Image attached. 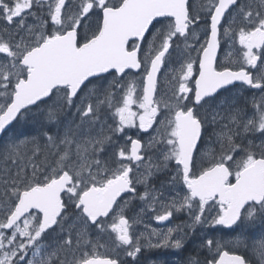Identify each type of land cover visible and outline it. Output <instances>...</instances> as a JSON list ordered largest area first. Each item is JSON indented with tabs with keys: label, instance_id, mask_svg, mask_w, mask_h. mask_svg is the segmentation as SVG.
Here are the masks:
<instances>
[{
	"label": "snow or ice",
	"instance_id": "6c2138e0",
	"mask_svg": "<svg viewBox=\"0 0 264 264\" xmlns=\"http://www.w3.org/2000/svg\"><path fill=\"white\" fill-rule=\"evenodd\" d=\"M67 2L68 0H11L9 3V0H0V19L8 25H13L15 21L13 31L19 35V30L24 29L25 35L34 41L33 47H27L24 37H20L15 43L0 37V133L17 120L22 110L49 97L56 99L61 90L64 103L71 107L81 86L90 78L113 70L120 76L128 69L139 72L142 64L145 65V72L141 97L134 100L135 84L127 88L120 98L121 105L112 112L113 118L117 119L113 131L122 134L125 129L138 128L141 132H148L157 124L156 118L163 111L155 100L157 77L172 46L171 42L177 35L187 36L188 29L193 27L194 22H199L197 16L189 14V0H120L118 5H113L112 0H72V3L78 4L77 13L69 15L65 12L62 18ZM256 2L259 7L254 10L252 5H245L241 0H208L203 10L210 13V38L201 46L199 77L193 82L195 90L187 83L179 85L175 93L177 106L172 110L170 119L167 114L161 116L157 127L164 131L156 133L152 144L145 146L128 137L131 140L130 148L127 152L121 148L117 158L130 163L120 165L115 175L101 180V169L97 167L93 171L89 168L87 161L81 156V147L78 146L75 152L82 161L79 171L71 174V169L61 171L42 186L32 185L27 190L14 193L16 200L13 206H8L7 198L3 199L0 209L7 208V218L0 223V264H51L50 259L45 261L41 258L37 241H41L45 232L66 219L62 216L65 209L62 195H66L70 203H75L85 223L90 222L98 229L105 230L101 218L113 213L118 198L124 193L135 195V183L147 185V181L153 176L167 171L170 162L177 165L178 169L169 183L179 180L188 190V195L179 202L172 201V204L179 203V207L175 209L177 212L182 209L191 212L193 202H196L193 225L204 222L202 218L205 206L209 205L213 208L219 206V214L210 222V226L232 228L242 220V213L248 221H253L257 213L264 217V157L257 158L249 151L246 158L237 163L234 173L229 165V161L233 160V153L241 151L240 146L234 143V138L240 134L237 129L244 134L250 131L264 133V98L260 104H253L256 109L255 118L245 121L242 129L239 114L230 115L228 124L223 125L217 135L218 142L222 147L227 145L228 151L222 153L211 167L202 170L198 176L193 173V169L204 122L195 113V109L180 107L190 94L194 97V104L201 105L206 98L215 96L221 89L235 82L243 83L251 89H264V56L261 55L264 51V0ZM34 7L47 9L50 23L55 26V31L48 36L42 32L37 36L33 28L24 24V14L34 16ZM230 9L245 25L235 31L239 45L244 49L241 54L243 68L256 70L259 67V71L250 74L247 70L216 69V54L221 38H234L231 26L220 29L221 23L225 22V14L231 17ZM94 11L102 13V23L94 37L80 46L77 44V29L81 28V21ZM162 18H172L174 24L170 25L166 34H161L159 43L149 46L145 59L141 60L138 57L140 42L144 41L153 21ZM235 19L236 17H232L233 21ZM156 39L153 38L154 42ZM129 41H133L131 47ZM192 75L193 65L188 63L180 79L187 82ZM114 95L111 91L106 92L97 109L94 110L91 103L85 102L83 110L77 108V112H80L82 120L89 118V123H96L99 120V107L111 109ZM134 103L140 112L132 111ZM217 119L218 114H214L213 122ZM110 140L111 136H108L89 141L88 144L101 145L100 151H103L102 145ZM64 143L66 148L72 145L67 138ZM157 144L164 146L161 149L162 158L153 161L146 156V152ZM68 158L69 154L66 152L61 160ZM94 163L99 165L100 161L97 159ZM134 168H143V174L138 172L137 176H131ZM17 178L23 179L19 171ZM230 179H234V183H229ZM161 195L162 192L146 189L138 198L143 201L149 200L151 196L148 209L154 211ZM33 210L35 214L28 216ZM117 211L121 215L110 231L116 234L117 247L133 245L127 254L134 259L141 247L130 238L129 228L132 225L123 218V209L117 206ZM36 214H42L39 220ZM171 216L172 212L168 211L159 215L157 221L163 223ZM172 236L173 230H169L156 243L149 241L148 246L181 249L182 239L178 236L173 241ZM82 238L85 243L88 242L86 237ZM64 244L71 246L72 241L66 239ZM207 246L211 248L212 241H208ZM79 264H116V261L85 256ZM218 264H245V260L238 255L224 253L218 259Z\"/></svg>",
	"mask_w": 264,
	"mask_h": 264
},
{
	"label": "rangeland",
	"instance_id": "374dc122",
	"mask_svg": "<svg viewBox=\"0 0 264 264\" xmlns=\"http://www.w3.org/2000/svg\"><path fill=\"white\" fill-rule=\"evenodd\" d=\"M194 1L201 6L202 10L208 2V0ZM204 13H206V11L202 12V14ZM232 29L233 31H236L239 29V27L233 24ZM202 32L203 29L195 31L193 38L194 36L198 37L202 35ZM184 43L185 44L182 45L181 48H178V51L168 61L165 68V74L161 78L162 81L159 99L161 106H164L168 110V118L171 117L172 110H174L177 106V102L175 100L176 90L181 83H185L180 79L185 70V66L188 63H192L194 69L195 58L199 53L197 50L199 45L190 43L188 41ZM189 45H192L190 49L188 48ZM227 55H235V65L242 63L241 53H236L231 48H229L227 49ZM132 84H135L136 86V92L134 96V100H136L141 97V89L144 86V80H142V78H137L128 82L127 84H117L114 81H108L103 86H97V90H94L93 86L86 88L82 92L81 96L72 102L71 107H68L64 103L62 99L63 93L60 94V96H58L56 99L49 101V103H47L40 112L35 113L39 116V120H37L34 128H30L32 129L31 131L23 128L21 130L18 129L16 132L15 129H13L0 145V203L3 202L4 198H7L8 206H13L16 200L14 193L27 190L32 185H43L50 177L57 176L61 171H68L69 169H71L70 173L79 171L82 161L75 152V149L78 146L81 147V156H83L84 160L87 161L88 167L93 171H95L97 167L101 169L99 176L101 180H103L105 177H111L115 175L120 165L128 164V162L120 161L117 158V153L121 148L125 149L126 152L129 148V143H127L126 140L124 141L122 138L124 132L122 134L116 133V140L114 142L115 144L111 148L113 152L110 155H107V153L110 150L111 143H104L102 145L103 151H100L101 145L89 146L88 142L107 137L105 135V127L117 122V119L113 118L112 112L117 106L121 105L120 98L125 94L127 88ZM109 91L115 94L113 96L112 108L109 109L104 106H100L98 109L99 120L96 123H89V118H84L82 120L80 112H77V108L83 110L85 102H88L93 105L94 110L97 109L99 101L103 99L105 93ZM262 98H264V93L260 94V99ZM133 107L135 109L134 105ZM66 110L74 113L75 121L69 118L67 114H64L62 118H56L54 120L55 134H51V141L55 144L52 153L54 163H34L32 161V157L29 159L27 156L28 149L26 146L29 144L28 141L30 140V142H33L38 139V131L46 126V118L50 113H65ZM255 113L252 114L251 118H255ZM215 114H218L219 119L225 122L224 123L217 119L216 122L221 126L228 124L229 117L232 115L221 113L219 110L216 111ZM208 115H210V112ZM34 116V114L31 115V120L34 119ZM244 122L245 120L239 117L241 129L244 125ZM221 129L222 128H219V130L216 132V136L221 132ZM250 133L252 132L250 131L247 134ZM240 134L241 138L239 139V135H237L234 138V143L240 146L241 151L234 152L233 160L230 161L235 166V169L237 163L245 159L249 151H251V153L257 158L264 157V137H246L243 136L244 133L241 130ZM66 138L71 140L72 145L69 148V158L67 160H61L62 154L60 149L66 147L64 143ZM216 142L217 140L211 146H209L207 150H205V156L214 158L217 155L218 152L214 149ZM223 147L227 148V145H224ZM97 159L100 161L99 165L94 163V161ZM214 162L215 161H211V163ZM112 166H116V169L114 172H112V175H109L108 167ZM18 171L20 172V175L23 177V179L17 178ZM195 175H199L198 171H196ZM174 189H177V187ZM166 190L167 189L164 188L163 191H159L158 193H164ZM173 192H176V190L171 191L170 194L165 193L164 195L162 194L160 196L159 201H157L155 211L151 214L152 220H155L159 215L166 214L168 211H171L172 214L177 213L175 209L176 207H179V203L173 205L172 201L175 200L179 202L183 197L188 195V190L184 185V190L180 188L179 196H173ZM72 199L74 200L75 198ZM66 200L69 202V198L67 196ZM128 201L130 204L127 208L124 206V204H122V202L118 205L123 209V218H125V215L129 211V207L132 206V203L135 200L128 199ZM70 205H74V203L69 202V206ZM218 208L219 206H216L215 208L211 207L210 205L208 206V217L205 223L208 231L207 234H203L204 239L201 241L202 247L200 248L199 252V254H202L203 256L201 257V261L199 258H196L198 260L197 264L215 263L223 250L246 254L250 262H253L254 264H264V217H261L260 214L257 213V217L253 221H248L246 219L245 223H242L241 227L236 230L237 232L233 231L236 233H226L224 231V227L222 229L219 225L210 226V222L219 214ZM182 211L183 209L181 212ZM36 215L38 220L42 216L40 214ZM120 215L121 213L116 209L115 215H113L108 222L104 223L105 230H93V228H91L90 222L85 223L84 218L80 215L78 208L76 209L75 207V212L71 209L66 216V220L64 221V229L61 231L66 235V238L54 252V258L56 259L57 264H61V262L62 264H79L81 259L85 256L88 258H91V256H101L116 260L119 257V247H117L116 244V235H111L110 229L113 226V223L116 222L117 217ZM6 218L7 208L0 209V223H3ZM258 224L261 225L260 229L254 231L256 228L255 225ZM77 225L81 227V232L78 234L75 231V227L78 228ZM189 227L193 229V223L189 224ZM168 230H173L175 232L176 227H170L166 231ZM7 231L10 230H5V232ZM73 231H75V234ZM107 235L110 237L107 238ZM73 237H75L74 246ZM82 237H86L88 242L85 243ZM140 237L141 236L138 235V238ZM42 239L43 236L41 240ZM66 239H70L72 241L71 246L64 244ZM208 241H212L211 248L207 246ZM39 243L40 241H37V244ZM196 244L199 245V243H194V245ZM72 246L75 250H72ZM191 256H193V253H191ZM127 257L130 256L127 254ZM192 258H188L191 262L189 264H193L191 261ZM199 261L201 263H199Z\"/></svg>",
	"mask_w": 264,
	"mask_h": 264
},
{
	"label": "flooded vegetation",
	"instance_id": "af4514ba",
	"mask_svg": "<svg viewBox=\"0 0 264 264\" xmlns=\"http://www.w3.org/2000/svg\"><path fill=\"white\" fill-rule=\"evenodd\" d=\"M51 2V0H50ZM241 2L245 5H252L253 9H258L259 5L257 4L256 0H241ZM9 3H11V0H9ZM113 5H118L120 3V0H112ZM205 7V6H204ZM198 8V11H197ZM78 11V4L72 3V0H68V2L65 4V9L62 11V18L64 13L66 12L69 15H75ZM204 10H202L201 6L195 2L194 0L189 1V14L190 16H197L199 18V22H194V25L192 28L188 29V35L184 37H180L177 35L175 39L172 40L171 44L172 46L169 49V53L165 60V68L170 60V58L178 51V48H181L182 45H184L186 41L190 43H194L199 45L198 47V56L195 58V68L193 69V75L190 78L189 81L185 82L189 87L193 88V91L195 90L194 87V81L198 79L199 77V63L202 59L200 52H201V46L204 44V42L210 38V13L206 12L202 14ZM34 16H27V13H25V20L24 24L26 27H31L35 31V34L39 36L41 32L48 36L52 32L55 31V26L50 23V18L47 15V9H41L38 7L33 8ZM231 17L227 15L225 22H223V25L220 27L221 30L224 28H227L229 26H233L235 24L237 27H245L243 25L241 18L236 16L235 12L230 11ZM89 17H91L89 19ZM232 17H236L235 21L232 20ZM86 21V23H85ZM102 23V13L100 11H94L89 13L87 17L84 18V20L81 21V28L77 29V44L82 46L83 43L87 40H90L94 37V35L97 32V29L99 28L100 24ZM174 24L173 20H162L159 22H156L153 27L149 30V32L145 35L144 41L140 42V51H139V58L141 60L145 59V54L147 53L149 46L153 45L154 43H159V38L161 34H166L167 31L170 28V25ZM15 27V21L13 25H8L6 21L0 19V37H2L6 41H11L12 43H15L16 40L20 39V37H24V44L27 47H33L34 41L31 39L30 36L25 35L24 29L19 30V35L15 31H13ZM203 29L202 35L193 38V35L195 31ZM157 38L154 42L153 38ZM233 37L229 39H223L221 38L220 46H221V52L220 56L217 61V70H247L249 73H253L255 71H259V67L256 70L252 69H244L243 64L235 65L236 57L235 55H227V49L231 48L236 53H243L244 49H242L238 42V37L235 36V31H233ZM133 44L132 42H129V47ZM192 45H189V49ZM255 51V50H254ZM261 55L264 56V51L261 52ZM259 65V62H258ZM165 68L163 71V76L165 74ZM145 72V65L142 64L141 70L139 72L129 71L124 76L119 77V74L117 73H111L108 76L101 77L96 80H92L89 83V87H94V90H97V86L104 85L108 81H114L117 84H127L128 82L135 80L137 78L143 79V74ZM162 76V77H163ZM162 81V80H161ZM161 81H160V87H161ZM160 87L158 90V96L157 101L160 104ZM264 93V89H251L246 85H238L233 88L223 90L219 93H217L215 96L206 98V101H203L200 106H197L194 104V97L190 94L187 101H184L183 105H181V108H193L195 109V113L198 114L199 118L204 122L203 129H202V135L199 147L195 154V160L196 164L193 169V173L195 174L196 171L200 174L202 170L211 167L213 163L211 161H215L219 158V156L222 153H226L228 151L227 148H224L221 146V144L217 140L216 132L219 130V128H222L221 125H218V123L215 121L213 122V116L216 111H220L221 113H227V114H234L238 113L239 117H241L243 120L247 121L249 118H251L252 114L255 113L256 109H254L253 104H260V94ZM135 106V103L133 104ZM160 107L163 109L161 112V115L158 116L157 124H154L152 129H150L148 132H141L138 128H132V129H125L124 134L122 135L123 140L127 143H129V148L131 145V140H138L141 144L147 146L149 144H152V139L156 135L157 132H163L164 130L161 128H158L157 125L161 122V116H165L167 114V108L164 106ZM262 110H264V105H262ZM132 111L134 112H140V109H138L135 106H132ZM210 112V115H208ZM170 119V118H169ZM221 120V119H219ZM224 122L223 120H221ZM225 123V122H224ZM217 124V125H216ZM117 122L113 123L110 126H106L105 135L111 136V140L108 141L111 143L110 150L108 151L107 155L112 154L113 150L111 149L112 146L115 144L116 140V132L113 131V129L116 127ZM237 131L240 133V129H237ZM96 132V128H95ZM254 133V134H253ZM239 134V139L241 138ZM243 136L246 137H252V138H258V137H264V133H255L252 132L250 134H243ZM128 137H131V140L128 139ZM126 138V139H125ZM245 138V137H243ZM215 147L214 149L218 152L217 155L214 158H210L204 155L205 150L209 146H211L215 141ZM163 145L157 144L151 149H149L146 152L147 157H151L153 161L157 160V158L161 157V149L163 148ZM128 162V161H126ZM130 163V162H128ZM141 163H144L142 161ZM229 165H231L230 170L235 172V166L232 164V162L229 161ZM109 169V175H112L116 169V166L108 167ZM178 166L174 163L170 162L168 165V170L153 176L151 179L147 181V185L135 183L134 187L136 189L135 195L130 194L128 196H125L123 200L121 201L122 204L127 208L130 202L128 199H133L132 206L129 207V211L125 215V219L129 221V224L132 225L129 228V235L130 238L133 239L134 244L138 243L141 247V251L139 253H136L135 258L133 259L132 256L127 257V251L133 247V245H127L122 246L118 248L119 257L116 260H119L120 264H189L191 263L189 261V257L192 258L193 264H197L198 260L196 258H199L201 261L202 254H199L200 248L202 247V239L203 234H207L208 229L205 226L206 219L208 217V206H205L204 210V216L201 224L194 225V228L191 229L189 227V224L193 223V215L196 212V207L194 202L193 208L191 212H189L188 209H183L181 212L173 213L171 218L167 221H164L163 223H160L157 221V218L155 220L151 219V214L155 211L148 209L149 200H151V196L149 197V200H140L138 197L142 196L144 192L147 190H152L156 193L159 191H163L164 188L167 190L162 193L163 195L165 193L170 194L171 191L176 190V192H173V196H179L180 188L184 190V184L177 180L176 182L169 183L172 176H175L177 174ZM140 173L141 175L144 172L143 168L135 169L131 176H137V173ZM131 178V177H130ZM229 183H234V179H230ZM42 186V185H39ZM177 187V189H174ZM65 201V212L63 214L64 217L67 216L68 212L72 209L75 212V203L74 205L69 206V202L66 200V196H64ZM157 206V202L155 204V208ZM77 209V207H76ZM247 210V209H246ZM35 214V211L28 214V216H31ZM111 217H108L106 219H101L104 223L108 222ZM64 219L63 221L59 222L57 226H54L52 229H49L47 232H45L42 236L43 239L40 241V250L43 260H51V264H57L56 259L54 258V252L59 247V245L62 243V241L66 238V235L61 232L63 231L64 226ZM246 218L241 220L239 224L235 228L238 230L242 223H245ZM91 225V224H90ZM75 227V231L78 233L81 232V227L77 225ZM220 228L223 229L224 226L219 225ZM256 228L254 231L260 229L261 225H255ZM170 227H176V231H173L172 240L175 241V239L179 236L182 239L183 246L181 249L176 250L174 248L168 247V248H156V247H149V241L152 243H156L158 240H160V237L167 234L166 231ZM91 228L99 230L95 225H91ZM227 229L226 227H224ZM235 230V231H236ZM75 231L73 233L75 234ZM223 231V230H222ZM233 232V231H230ZM237 232V231H236ZM233 232V233H236ZM103 233V232H102ZM153 233H158V235H155ZM104 234V233H103ZM111 235H116L115 233H112L110 231ZM138 235L141 237L138 238ZM110 236L107 235V238ZM75 242V237H73V246ZM162 242V241H161ZM194 243H199L194 245ZM116 244H118V241L116 240ZM72 246V250H75ZM31 252V250H28ZM230 252V251H229ZM191 253H193V256H191ZM234 253V252H231ZM236 253V252H235ZM242 254V253H241ZM196 256V257H195ZM243 256H246V254H243ZM97 257V256H91ZM101 257V256H100ZM101 258H108V257H101ZM199 261V263H201ZM251 264H254L253 262H250Z\"/></svg>",
	"mask_w": 264,
	"mask_h": 264
},
{
	"label": "trees",
	"instance_id": "16d2710c",
	"mask_svg": "<svg viewBox=\"0 0 264 264\" xmlns=\"http://www.w3.org/2000/svg\"><path fill=\"white\" fill-rule=\"evenodd\" d=\"M63 93V90H61V94ZM46 103H43L39 105L37 108L30 110L27 112L24 117L20 120V122L16 125L15 131L17 132L18 129H26L28 131H31L34 128L37 120H39V116L35 113L40 112ZM35 115L34 119L31 120V115ZM64 114H67L69 118L75 121V115L72 112H69L68 110L65 111V113L55 112L50 113L49 116H47V124L46 126L38 131L39 137L35 141H28L29 144H27L28 149V158L30 159L32 157V161L34 163H54V159L52 157L53 148L55 147V144L51 141L52 135L55 134V127H54V120L56 118H62ZM60 152L62 156L67 152L69 154V148L63 147L60 149ZM26 153V154H27Z\"/></svg>",
	"mask_w": 264,
	"mask_h": 264
},
{
	"label": "water",
	"instance_id": "95a60500",
	"mask_svg": "<svg viewBox=\"0 0 264 264\" xmlns=\"http://www.w3.org/2000/svg\"><path fill=\"white\" fill-rule=\"evenodd\" d=\"M227 14V13H226ZM226 14H225V16H226ZM162 19H164V18H162ZM162 19H158V20H156V21H159V20H162ZM156 21H153V23H152V25L156 22ZM222 24V23H221ZM151 25V26H152ZM151 26L149 27V29L151 28ZM221 26V25H220ZM147 34V33H146ZM145 34V35H146ZM219 51H220V48L218 49V51H217V54H216V61H215V66H216V62H217V58H218V55H219ZM163 67V66H162ZM162 69V68H161ZM128 70H130V69H128ZM128 70H126L125 72H127ZM112 72H115L114 70L112 71ZM109 73H111V72H109ZM109 73H105V74H102V75H100V76H98V77H101V76H104V75H107V74H109ZM160 73H161V70H160V72H159V74H158V77H157V84H158V80H159V76H160ZM94 78H97V77H92V78H90L88 81H86L85 82V84L87 83V82H89L90 80H92V79H94ZM85 84L84 85H82L81 86V89H80V91L82 90V88L85 86ZM237 84H243V83H240V82H235V83H233V84H231V85H229V86H227V87H225V88H229V87H231V86H234V85H237ZM224 89V88H223ZM222 90V89H221ZM220 90V91H221ZM79 91V92H80ZM79 92L77 93V95L79 94ZM50 98V97H49ZM49 98H47V99H45V100H43V101H39L36 105H33V106H30L28 109H30V108H34V107H36L38 104H40V103H42V102H45L46 100H48ZM75 99V98H74ZM28 109H25V110H22V113L23 112H25L26 110H28ZM22 113H21V115H22ZM20 115V116H21ZM19 116V117H20ZM19 117L17 118V120L19 119ZM17 120H15V121H13L12 122V124H10L6 129H5V131L3 132V133H0V142H1V140H2V138H3V136L5 135V133L6 132H8L9 130H10V128L17 122ZM125 194H127V193H124L123 195H121L119 198H118V200H117V203H118V201L125 195ZM63 196V195H62ZM114 208H115V206H114ZM114 208H113V210H114ZM34 211V210H33ZM29 214V213H28ZM111 213H109V215H110ZM108 215V216H109ZM102 218H107V217H102ZM238 223V222H237ZM235 226V225H234ZM226 253V252H225ZM224 254V253H223ZM223 254H222V256H221V258L223 257ZM231 256V255H230ZM242 258V257H241ZM244 259V258H243ZM116 264H119L117 261H116ZM216 264H218V262L216 263ZM245 264H246V262H245Z\"/></svg>",
	"mask_w": 264,
	"mask_h": 264
}]
</instances>
